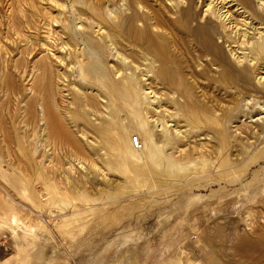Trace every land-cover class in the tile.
<instances>
[{"label": "rangeland", "instance_id": "374dc122", "mask_svg": "<svg viewBox=\"0 0 264 264\" xmlns=\"http://www.w3.org/2000/svg\"><path fill=\"white\" fill-rule=\"evenodd\" d=\"M85 1L0 0V264H264V58L211 60L206 0Z\"/></svg>", "mask_w": 264, "mask_h": 264}, {"label": "bare ground", "instance_id": "6f19581e", "mask_svg": "<svg viewBox=\"0 0 264 264\" xmlns=\"http://www.w3.org/2000/svg\"><path fill=\"white\" fill-rule=\"evenodd\" d=\"M77 1V0H75ZM85 1V0H84ZM88 1V0H86ZM85 1V2H86ZM95 1V0H94ZM91 2V1H90ZM92 3V2H91ZM91 3H89L88 1V5H92ZM137 3V8L138 9H134L133 12L130 13L129 17L127 19H124L125 20V23H126V29H128L127 31L130 32V34H133V37L135 38H131V39H136V38H143L146 42V44H150L152 45L151 48H155L154 50H156L157 46H155L153 44V40H151L152 36L151 35H147L145 33V31L143 30H136L134 27L136 26L135 25V22H138V18H139V15L141 13H139L140 11V5ZM84 4V3H83ZM87 4V2H86ZM86 4H84V6H86ZM264 3H261V0H258V2H256V6L261 10V12L264 10ZM94 5V4H93ZM93 5L92 7H89V6H86V7H89V9L93 8ZM97 5V4H96ZM205 8H204V18H206V20L200 24V25H197L195 26L196 28H193L192 31L193 34H195L197 36V38L202 42L203 46H205V48H207L205 51L207 52V55H211V60H219V62H221V68L223 66V61H225V63H229L227 60V57L224 53V48L221 44H219L220 42V39L222 40L221 42L223 44L226 45V47L228 48V52H229V55L235 60L236 63H240L241 64V61L245 60V61H249L251 64H253V71L257 74L259 73L258 70H260L262 68V59L264 57H261L259 60V64L256 65V60L257 57H254V53L258 52V51H261L262 48H264V26L261 28V27H258L257 25L256 26H253V25H249L248 26V23L245 22V18H248L249 16L247 15V7H252L251 6V0H206L205 2ZM99 6V4H98ZM234 6L235 7V11H238L237 12V17L238 16H241L240 18H242L241 20V23L240 25H238L237 23H234L233 25V22L231 21V18H232V14L230 12V8ZM109 7V6H108ZM74 9V8H73ZM96 9V8H95ZM224 9V10H222ZM232 9V8H231ZM92 11H94L93 9H91ZM76 12V11H75ZM74 12V13H75ZM95 12H98V11H94L92 13L95 14ZM107 14L106 15H109V14H113V12H111L109 9L106 10ZM119 12V11H118ZM117 12V13H118ZM249 13V12H248ZM252 13V12H251ZM250 13V14H251ZM46 14V13H45ZM79 14V13H78ZM98 14H102L101 12L98 13ZM111 14V16H113ZM116 14V12H115ZM119 14V13H118ZM183 14L185 15V17H191L192 16V11H191V7L190 6H187L185 7V9H183ZM259 14V20L260 22H258V24H264V13H258ZM260 14H263V15H260ZM81 15V14H80ZM117 15V14H116ZM84 16V15H83ZM91 17V15H89ZM96 16V14L94 15ZM100 16V15H98ZM97 16V17H98ZM105 16V15H103ZM101 16V17H103ZM248 16V17H247ZM82 16H80L81 18ZM110 17V16H109ZM114 17V16H113ZM54 18V17H53ZM76 18L78 19L79 17L76 16ZM85 18V17H84ZM92 18L91 17V20L92 21ZM239 18V19H240ZM103 19V18H102ZM114 19V18H113ZM223 20L225 21L224 25H221L223 28H227L229 31L228 33H224V37L223 36H220L221 32H218L217 31V28L218 26L216 25V21L218 20ZM233 19V18H232ZM83 20V19H82ZM81 20V21H82ZM85 20V19H84ZM84 20H83V23H84ZM94 20V18H93ZM192 20V19H191ZM227 20V21H226ZM245 20V21H244ZM250 20V19H249ZM42 21V20H41ZM234 21V20H233ZM75 23V22H74ZM76 24V23H75ZM79 25V27H81V29H85V31L87 30L86 29V26L84 24H82L81 22H78L77 23ZM92 24V22L90 23ZM100 24V23H99ZM199 24V23H198ZM86 25H89L88 23H86ZM93 25V24H92ZM92 25L90 26V28H92ZM96 27H94V31L97 33V34H100L102 32L101 30V26H98L97 24H94ZM93 25V26H94ZM255 25V23H254ZM42 26V25H41ZM88 27V26H87ZM47 28H50V27H47ZM89 28V27H88ZM89 28V29H90ZM137 28V27H136ZM139 29V28H137ZM216 29V30H215ZM45 30V29H44ZM47 30V31H46ZM45 31L49 33L48 29H46ZM44 31V32H45ZM52 30H50L51 32ZM211 31H217V34L218 35V41H214L213 38H212V33ZM128 32V33H129ZM47 33V34H48ZM52 34V32H51ZM50 34V35H51ZM102 34V33H101ZM215 34V33H214ZM45 36V35H44ZM43 36V38H44ZM47 36V35H46ZM53 36V35H51ZM55 36V35H54ZM53 36V37H54ZM96 36V35H95ZM151 36V38H150ZM49 37V35H48ZM52 37V39H53ZM56 37V36H55ZM98 37V35H97ZM132 37V36H131ZM42 38V39H43ZM63 38V37H62ZM101 38V37H100ZM49 39V38H48ZM64 39V38H63ZM99 39V38H98ZM44 40L46 41L47 40V37L46 39L44 38ZM55 40V39H54ZM140 40H136V42H138ZM142 41V40H141ZM49 42V40H48ZM51 42V41H50ZM219 42V43H218ZM59 46V45H58ZM145 46V45H144ZM255 46V47H254ZM150 47V46H148ZM150 48V49H151ZM149 49V48H148ZM255 51V52H254ZM263 51V50H262ZM74 52V51H72ZM157 52V51H156ZM153 53V52H152ZM260 54V53H259ZM249 56V57H248ZM251 60H255V61H252ZM258 60V59H257ZM92 61V60H91ZM90 61V63H92ZM258 62V61H257ZM227 65V64H226ZM117 66V65H116ZM248 67V66H247ZM226 68V67H225ZM86 68H84L85 70ZM245 68L243 67L242 70H244ZM247 69V68H246ZM87 71V70H85ZM119 74V73H118ZM256 76V75H255ZM263 78V77H262ZM261 78V79H262ZM124 79H127L126 77L122 78V80ZM126 81V80H124ZM161 107V106H160ZM157 108V107H156ZM162 108V107H161ZM159 110V109H158ZM161 110V109H160ZM163 110V109H162ZM157 111V110H156ZM148 112V111H147ZM154 113V112H153ZM154 116V117H152ZM157 116H158V119L162 120L163 122L161 124H159L158 120H157ZM149 117H151L152 119V122L155 126L158 127V125H160V128L162 129L161 131H165V126L166 124L164 123V119L163 118V113H158L156 116L155 115H150ZM148 117V118H149ZM160 117V118H159ZM162 117V118H161ZM167 116H165L164 118H166ZM158 122V124H157ZM167 122V121H166ZM176 123V122H175ZM160 130V129H159ZM176 130V129H175ZM185 130V129H184ZM155 131V130H154ZM181 131V130H180ZM184 132V131H183ZM177 133V132H176ZM182 137V136H181ZM149 138V137H148ZM154 138L156 139L157 137L156 136H153L152 137V142H150L149 144V147H148V157L152 160L153 163H156L157 161V143L154 141ZM124 140V139H123ZM115 142L119 143V138H117L115 140ZM123 142V141H122ZM116 143V144H117ZM120 145V144H119ZM118 145V146H119ZM179 146V145H178ZM139 147H140V144H139ZM173 148V147H172ZM176 149V148H175ZM173 160V159H172ZM260 246V245H259ZM252 263V261H251ZM253 264H256L253 262Z\"/></svg>", "mask_w": 264, "mask_h": 264}, {"label": "built area", "instance_id": "2783aa9c", "mask_svg": "<svg viewBox=\"0 0 264 264\" xmlns=\"http://www.w3.org/2000/svg\"><path fill=\"white\" fill-rule=\"evenodd\" d=\"M132 142H133V144H135V146L138 145V139H137L136 136H134V137L132 138Z\"/></svg>", "mask_w": 264, "mask_h": 264}]
</instances>
